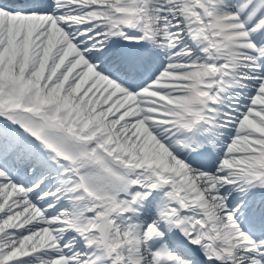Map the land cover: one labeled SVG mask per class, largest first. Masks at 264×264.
Masks as SVG:
<instances>
[{
  "label": "snow or ice",
  "instance_id": "obj_1",
  "mask_svg": "<svg viewBox=\"0 0 264 264\" xmlns=\"http://www.w3.org/2000/svg\"><path fill=\"white\" fill-rule=\"evenodd\" d=\"M0 264H264V0H0Z\"/></svg>",
  "mask_w": 264,
  "mask_h": 264
}]
</instances>
